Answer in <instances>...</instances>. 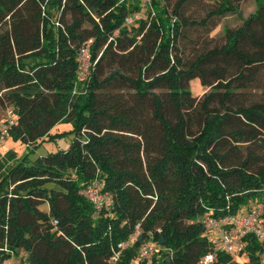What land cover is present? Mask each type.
I'll return each mask as SVG.
<instances>
[{"label": "trees", "instance_id": "16d2710c", "mask_svg": "<svg viewBox=\"0 0 264 264\" xmlns=\"http://www.w3.org/2000/svg\"><path fill=\"white\" fill-rule=\"evenodd\" d=\"M189 1L0 0V110L16 118L7 136L37 145L64 121L74 135L35 160L0 156V264H201L205 214L264 204V98L237 104L264 67V2L184 65ZM213 1L206 17L241 15L242 0ZM141 10L147 19L124 23ZM88 41L90 71L77 80ZM193 78L213 85L200 101ZM93 180L110 195L98 212L81 193ZM243 241L248 262L218 253L214 264H260L261 244ZM147 243L157 251L139 259Z\"/></svg>", "mask_w": 264, "mask_h": 264}, {"label": "rangeland", "instance_id": "374dc122", "mask_svg": "<svg viewBox=\"0 0 264 264\" xmlns=\"http://www.w3.org/2000/svg\"><path fill=\"white\" fill-rule=\"evenodd\" d=\"M264 0H242L239 11L240 16L235 14H225L224 16H212L210 18L206 15L217 7V3L213 0H190L181 10V16L189 21L195 22L196 25L183 28V38L178 43V50L184 65L192 62L197 55L204 54L208 50L215 47H221L226 37L225 29H237L242 26V22L250 14L254 13L260 3ZM146 10L142 11V19H147ZM202 19L206 20L205 26H200ZM233 72V70L231 71ZM213 87H204L201 85L198 78H193L189 82V91L191 96L196 100H201ZM124 97H128L131 91L121 90ZM264 98V67H262L255 78V82L251 84L246 90L240 91L237 99V104L248 106L258 103ZM128 99V98H127ZM214 108H219L217 102L212 104ZM5 110H0V118H4ZM72 128L69 122H60L50 130V136L45 137L43 141L36 145L29 144L28 146L13 141L10 136H6L0 145V156L5 158L7 152H13L16 156H23L28 153L31 160L38 157H43L51 153L66 151L74 139L73 133L70 132ZM199 129V120L193 123L191 127L192 133H197ZM44 209V206L42 207ZM3 264H20L19 260L11 258Z\"/></svg>", "mask_w": 264, "mask_h": 264}, {"label": "built area", "instance_id": "2783aa9c", "mask_svg": "<svg viewBox=\"0 0 264 264\" xmlns=\"http://www.w3.org/2000/svg\"><path fill=\"white\" fill-rule=\"evenodd\" d=\"M142 10L151 9L150 0H139ZM142 10L128 15L124 23L131 25L142 18ZM85 43L78 51L77 80L85 79L91 67L89 44ZM16 123L12 108L5 111L4 118L0 119V145L7 136L8 129ZM82 195L91 203L93 209L98 212L106 208L110 203V195L103 191V183L99 180L84 185ZM56 223V222H55ZM205 229V237L210 249L203 255L201 264H214L217 254L223 253L231 256L233 262H248V254L245 250L246 242L243 238L246 235H253L262 246L260 264H264V204L259 201L251 202L248 207L239 215H224L215 217L209 211L200 221ZM129 242L120 244L124 248ZM157 248L152 243H147L140 249L139 259L151 258Z\"/></svg>", "mask_w": 264, "mask_h": 264}]
</instances>
